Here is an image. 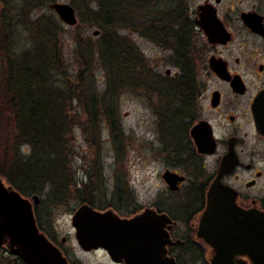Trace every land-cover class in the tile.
<instances>
[{"label": "rangeland", "instance_id": "rangeland-1", "mask_svg": "<svg viewBox=\"0 0 264 264\" xmlns=\"http://www.w3.org/2000/svg\"><path fill=\"white\" fill-rule=\"evenodd\" d=\"M204 1L178 0L177 4L183 3L182 9L186 10L188 15L191 11H197V7L203 5ZM7 2L15 23L13 41L10 43L16 45L15 50L18 53H23L32 46V33L27 24L22 23V11L19 9L21 0H7ZM55 2L70 4L75 8L78 18L77 26L68 27L59 20L50 8ZM215 5L218 7V16L233 35V41L226 48L214 50L208 44L204 34L192 27L190 36L194 50H192L191 59L195 60L197 65L196 77L200 87L208 91L215 88L226 91L225 87L214 79L209 69V59L221 51V57L230 62L234 71L246 75L248 82L257 81V76L253 73L256 70L255 67L253 71L247 73L246 65L251 61L253 66L263 62L264 45L245 28L240 15L252 9L254 5L261 7V11L264 12V0H221L219 5ZM3 10L5 11V8ZM96 10L97 4L93 0H52L48 7L35 10L30 16V20H35L42 15L53 16L62 28V32L58 35V49L62 53L67 74L66 76L56 72L51 74L52 81L61 90L65 89V80H70L74 86L79 83L77 77L80 69L77 63V42L75 41L77 35L85 39L94 50H97L100 38L104 35L98 27L92 25L95 22L94 19L91 21L90 14L92 15V12ZM96 31H99L97 37L94 36ZM119 34L132 41L142 55L144 72L138 70L141 81L148 80L146 82L151 84L154 77H166L167 71L171 72V76L180 71L174 59L176 54L173 49L159 47L128 29L119 30ZM200 52H203L204 56L200 55ZM237 59L240 63L236 62ZM100 65L101 63L96 60L91 69L84 70L80 90L90 95L96 94L98 98L106 97V101L112 99L116 125L112 128L104 113H100L97 128L89 130L90 126H84L87 124L85 104H80L77 99L65 104L66 115L72 116L71 128H68V134L62 137L63 150L67 153L66 184L60 189L52 181L45 184L40 195H37L40 197V203L35 209L37 225L41 224V232L59 249H62V241L65 238L67 244L63 249L72 257H78L82 264H112L100 255L97 257L84 255L79 246H76L72 219L82 206L88 205L99 212L112 209L114 213L121 216L134 215L135 212L150 207L153 196L163 189L159 179L161 171L156 165L153 154L152 142L155 139L156 125L150 121L153 112L147 108L149 106L143 96L145 91L137 89L136 93H132L120 90L114 94H107L109 93L108 80ZM97 107L105 108L104 105ZM6 124L7 122L0 119V136L4 138L0 140L2 141L0 158L6 154L5 151L10 145L12 147V143L5 137L4 132L8 130L5 127ZM246 132L249 133V137L244 139L245 145H257L256 133L244 124L242 133ZM4 140L8 141V146L4 144ZM261 146L262 144L258 149H261ZM20 149L25 156L32 155L31 147L23 145ZM248 161V155L245 154L244 162ZM256 167L264 172L262 163H257ZM237 174L242 182L233 185L241 191L244 188L243 185L251 180L253 175L243 169H240ZM2 181L7 186H11L5 179ZM87 192L90 193L87 194ZM249 192L252 196L263 197L264 178L257 188ZM23 196L31 200L34 195L24 193ZM79 196L93 201V205L82 202ZM0 261L4 264H24L19 257L12 255L5 248L0 249Z\"/></svg>", "mask_w": 264, "mask_h": 264}, {"label": "trees", "instance_id": "trees-1", "mask_svg": "<svg viewBox=\"0 0 264 264\" xmlns=\"http://www.w3.org/2000/svg\"><path fill=\"white\" fill-rule=\"evenodd\" d=\"M93 1L97 10L90 14L91 21L95 22L92 25L104 35L97 50L77 35L79 83L74 86L70 80H65V89L61 90L52 81L51 74H67L58 49L62 28L53 16L42 15L30 20L32 12L48 7L52 0H21L22 23L27 24L33 39L32 46L23 53H18L16 45L10 43L15 23L9 3L0 0V119L7 122L8 130L4 133L12 143L11 149L7 148L0 158V178L23 195H40L44 185L51 181L59 189L66 184L67 153L63 150L62 137L71 128L72 116L66 115L65 104L72 103L73 99L85 104L87 124L84 126H90L89 130L97 128L100 113H104L112 128L116 125L112 99L106 101V97L98 98L96 94L80 90L84 70L91 69L94 61H99L105 71L107 94L120 90L136 93L137 89H142L145 93H156L162 103H186L189 93L200 88L197 65L191 59L192 24L186 10L182 9L183 3L177 4L178 0ZM122 29L139 34L159 47L173 49L175 62L181 68L180 76L154 77L151 84L146 82L148 80L141 81L138 70L143 71L142 55L132 41L119 34ZM103 105V109L97 107ZM3 139L0 136V140ZM8 141L4 140L7 146ZM23 145L32 148V155L21 153ZM79 197L82 202L93 205V201ZM0 264L4 263L0 261Z\"/></svg>", "mask_w": 264, "mask_h": 264}, {"label": "flooded vegetation", "instance_id": "flooded-vegetation-1", "mask_svg": "<svg viewBox=\"0 0 264 264\" xmlns=\"http://www.w3.org/2000/svg\"><path fill=\"white\" fill-rule=\"evenodd\" d=\"M220 3L221 0L219 3L217 0H205L203 5L197 7V11H191V13L188 11V19L191 21L193 29L204 34L197 24V21L201 20V16L198 14L199 7L209 9L214 7L217 17L220 19L218 7L215 5ZM203 13L201 14L203 15ZM242 13H256L264 18L261 7L255 5L249 11ZM221 22L225 26L222 20ZM225 28L227 29L226 26ZM251 34L264 45V36L253 32ZM232 41L233 35L230 42ZM207 42L214 50L221 47L226 48L230 43L224 45L210 44L208 40ZM221 53L222 51L210 59L216 58L225 61L232 81L235 77L241 78L244 85L242 91H235L231 82L221 80L209 64L212 76L225 87L226 91L222 88L210 91L203 87L193 89L186 97V103L158 102L159 98L156 93L144 92V99L149 106L147 108L153 112L150 121L156 125L155 139L152 142L154 144L153 154L156 158V165L161 171L159 179L163 189L153 196L150 207H145L139 212H135L134 215L121 216L116 213L117 215H112V218H107L106 224L110 223L109 227L115 229L116 225L113 222L116 218L132 220L140 217L139 220H142L145 213L150 214V220L145 226L132 228L129 234L141 235L139 229H144L145 233L151 235V244L155 251H163L166 258L174 260L176 264H210L212 260L214 250L198 236V230L200 220L207 209L208 193L218 177L222 161L230 151H234L237 155V166L222 177L221 183L237 193L236 203L239 207L246 211L258 210L264 213V196H252L249 192L257 188L259 182L264 178V172L256 167L257 163L264 165V135L257 130L253 113V106L260 95H262L261 103L264 104V53L262 55L263 62L253 66V61H251L246 65L247 73L253 71L254 67L256 69L253 73L257 76V81L252 82H248L246 75L234 71L230 62L221 57ZM202 55L204 56L203 52ZM236 62L240 63V60L237 59ZM178 68L180 71L177 74L171 76V72L167 71L166 77L180 76L181 68ZM252 85L255 87H251ZM244 124L256 133L257 145H245L244 139H248L249 133H242ZM208 139L210 144L214 143V147H211ZM260 144H262L261 149H258ZM245 154L248 155V162H244ZM240 169L253 175L251 180L243 185L244 190L241 189V191L233 185L242 182L237 174ZM35 209L36 205L34 213ZM108 211L113 210L109 209ZM76 235L77 231L75 230L77 243L75 245L79 246L84 255L93 257L100 255L112 264H126L124 260H119L118 256L115 257L117 260H114L104 247L83 249L79 245ZM91 243L95 246L96 241ZM65 244H67V240L64 238L62 249L57 248L67 259L68 264H82L78 257H72L68 251L63 249ZM3 248L9 251L6 246ZM244 259L251 264L250 260Z\"/></svg>", "mask_w": 264, "mask_h": 264}, {"label": "water", "instance_id": "water-1", "mask_svg": "<svg viewBox=\"0 0 264 264\" xmlns=\"http://www.w3.org/2000/svg\"><path fill=\"white\" fill-rule=\"evenodd\" d=\"M50 8L66 26L78 25L76 10L72 5L55 2ZM198 14L201 20L197 24L210 44L225 45L231 41L232 35L217 17L214 7L201 6ZM241 21L251 32L264 36V18L261 15L242 13ZM98 35L99 31H96L94 36ZM209 64L221 80L231 82L235 91L243 90L241 78L235 77L232 81L225 61L212 58ZM261 97L255 102L253 113L257 130L264 135V104ZM210 145L214 147V143ZM236 166L237 155L230 151L222 161L218 177L208 193L207 209L200 220L198 236L214 250L210 264H250L244 258L250 260L251 264H264V213L239 207L236 203L237 193L221 183L222 177ZM39 203V196L35 195L30 200L0 179V249L6 246L24 264H68L60 250L38 228L34 206ZM112 215L117 214L113 211H95L88 205L75 213L72 225L83 249L104 247L114 260L118 256L126 264H176L174 260L166 258L163 251H155L151 235L139 229L149 222L150 214L145 213L142 220H139L140 217L132 220L116 218L113 222L115 229L109 227L110 223L106 224L107 218ZM137 227L141 235L129 234L130 229ZM92 241H96L95 246Z\"/></svg>", "mask_w": 264, "mask_h": 264}]
</instances>
